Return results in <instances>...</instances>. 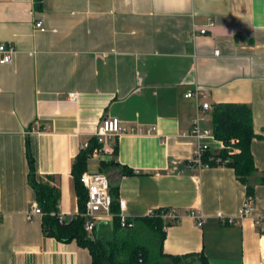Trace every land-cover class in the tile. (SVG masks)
Masks as SVG:
<instances>
[{
	"label": "crops",
	"instance_id": "1",
	"mask_svg": "<svg viewBox=\"0 0 264 264\" xmlns=\"http://www.w3.org/2000/svg\"><path fill=\"white\" fill-rule=\"evenodd\" d=\"M0 44L15 49L11 63H0V264L91 263L76 241L46 235L43 215L28 216L36 201L26 141L38 175L60 192L59 214L70 217L79 212L73 162L107 118L123 128L111 158L121 168L110 170L121 212L180 214L164 219L165 253L264 264V234L254 222L264 216V0H192L183 13L157 11L152 0H0ZM191 91L212 105L252 109L251 216L239 218L248 195L232 167L187 165L196 146ZM89 168L99 166L90 160ZM124 168L134 174L122 175ZM112 218L99 222L97 237L112 236ZM131 229L156 245L141 220Z\"/></svg>",
	"mask_w": 264,
	"mask_h": 264
},
{
	"label": "trees",
	"instance_id": "2",
	"mask_svg": "<svg viewBox=\"0 0 264 264\" xmlns=\"http://www.w3.org/2000/svg\"><path fill=\"white\" fill-rule=\"evenodd\" d=\"M210 112L213 133L218 140L224 143V148L218 151L215 160L210 159V155H213V153H207L204 164L207 166L227 165L232 167L239 181L246 186L248 197H253L254 187L249 180L257 172V167L251 149L252 141L256 137L252 109L247 104L220 102L212 105ZM232 140L236 141L235 144L232 143ZM90 144L89 149L79 152L72 166L80 213L85 212L88 200L87 190L81 182V176L89 170L90 154L92 148L97 146V141L91 138ZM234 149H238L239 152L235 153ZM26 152L29 165V183L34 190L35 201L43 211L45 234L64 243L76 241L81 247L87 248L92 258L90 264H209L204 252L180 255L164 252L162 243L165 222L161 217V212L168 211V209L156 210V215L152 217L135 218V221L141 220L144 222L158 238L156 245H154L155 240H143L138 230L122 228L120 223L119 186L113 184L110 177L111 169L121 167L114 160L101 161L97 169L98 172L105 173L110 179L112 198L110 211L113 215L112 236L110 238H99L94 234L95 232H87L85 229L86 220L81 215H76L67 222H60L58 216L60 192L48 179L38 175L29 138L26 141ZM115 152H117L116 148ZM185 165L184 163L181 167ZM121 174L132 175L134 171L124 168ZM261 182L264 183V179ZM260 231L264 234L263 230Z\"/></svg>",
	"mask_w": 264,
	"mask_h": 264
},
{
	"label": "built area",
	"instance_id": "3",
	"mask_svg": "<svg viewBox=\"0 0 264 264\" xmlns=\"http://www.w3.org/2000/svg\"><path fill=\"white\" fill-rule=\"evenodd\" d=\"M36 28L41 31H45V27L41 20L36 22ZM207 28H201L200 33L206 34ZM15 52L13 46H8L7 44H0V63L9 64L12 62V56ZM216 55H219L220 52L215 51ZM187 98L194 99L196 101L197 112L193 118V127L191 130V136L196 140V146L194 147L192 159L188 162L187 165L194 167H204L207 166L204 164V158L207 153H213L210 155L211 160L216 159V154L222 148H224V143L221 140H218L212 130V127L205 125L206 113L211 111L212 104L208 101H202V94L200 91H191L185 95ZM123 131L121 122L118 118H107L102 120L99 124L97 130L93 134L92 138L97 141V146L92 148L90 154V160L97 162L98 166L101 161L111 160L114 152V142L113 138L116 137ZM235 140H232V143L235 144ZM213 144H217V147H214ZM90 140L86 141L82 145V150L90 148ZM235 153H238V149H234ZM220 160V159H218ZM81 182L87 190L88 200L86 203V210L84 213L77 212L70 217H65L62 214H58L60 222H67L72 217L76 215H81L85 218V229L89 233H93L97 228L99 222L103 220L104 217H113L111 213L112 198L110 194V179L105 173L98 172L97 169L89 168L88 171L84 172L81 176ZM121 204V202H120ZM254 211V201L252 197H248L240 211L239 218H245L251 216ZM43 215L38 203L34 202L31 206V209L28 213V216L33 215ZM192 216L196 219V224L201 227L203 226V219L196 214V212H191ZM156 213L153 210H150L148 216H155ZM161 217L165 220L177 221L180 217L178 210L171 209L168 211H162ZM219 217L222 221L233 224L235 222L234 218L226 219L222 214H219ZM255 224L264 231V216H258L254 220ZM120 223L122 228L131 229L135 225V218L128 217L124 213H120Z\"/></svg>",
	"mask_w": 264,
	"mask_h": 264
},
{
	"label": "clouds",
	"instance_id": "4",
	"mask_svg": "<svg viewBox=\"0 0 264 264\" xmlns=\"http://www.w3.org/2000/svg\"><path fill=\"white\" fill-rule=\"evenodd\" d=\"M153 6L157 11L161 8L166 12L183 13L190 9L192 0H152Z\"/></svg>",
	"mask_w": 264,
	"mask_h": 264
},
{
	"label": "rangeland",
	"instance_id": "5",
	"mask_svg": "<svg viewBox=\"0 0 264 264\" xmlns=\"http://www.w3.org/2000/svg\"><path fill=\"white\" fill-rule=\"evenodd\" d=\"M94 234L96 235V232Z\"/></svg>",
	"mask_w": 264,
	"mask_h": 264
}]
</instances>
